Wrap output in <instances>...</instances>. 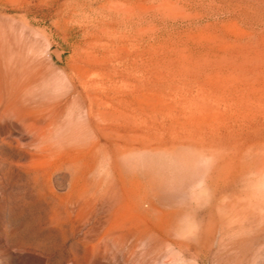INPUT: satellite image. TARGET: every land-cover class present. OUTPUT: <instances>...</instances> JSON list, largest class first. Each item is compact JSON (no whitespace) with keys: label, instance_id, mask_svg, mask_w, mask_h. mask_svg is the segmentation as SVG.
Listing matches in <instances>:
<instances>
[{"label":"rangeland","instance_id":"obj_1","mask_svg":"<svg viewBox=\"0 0 264 264\" xmlns=\"http://www.w3.org/2000/svg\"><path fill=\"white\" fill-rule=\"evenodd\" d=\"M0 264H264V0H0Z\"/></svg>","mask_w":264,"mask_h":264}]
</instances>
